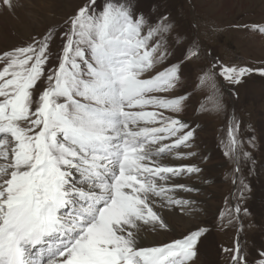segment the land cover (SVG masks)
<instances>
[{"label":"snow or ice","instance_id":"1","mask_svg":"<svg viewBox=\"0 0 264 264\" xmlns=\"http://www.w3.org/2000/svg\"><path fill=\"white\" fill-rule=\"evenodd\" d=\"M0 5L13 8L12 0ZM64 26L0 53V264H195L207 228L151 246L142 233L169 227L155 198L183 208L191 202L171 193L195 190L168 184L200 169L162 162L196 135L172 115L183 112L187 95L163 94L177 89L181 65L199 58L198 46L164 66L173 24L167 16L150 21L131 0H84ZM240 27L264 34V25ZM252 71L264 75V66L213 58L198 79L221 110L217 76L238 84ZM238 129L233 118L225 155L247 157ZM224 252L230 264H264V251L249 260L238 241Z\"/></svg>","mask_w":264,"mask_h":264},{"label":"rangeland","instance_id":"2","mask_svg":"<svg viewBox=\"0 0 264 264\" xmlns=\"http://www.w3.org/2000/svg\"><path fill=\"white\" fill-rule=\"evenodd\" d=\"M227 1L230 0H131L134 9L150 21L167 16L172 22L173 30L167 38L170 55L164 66L183 60L192 42L200 52L199 58L181 65L177 89L163 94L187 95L183 112L172 115L196 128V135L190 147L173 149L162 162L200 169L198 173L171 176L168 184H184L195 190L175 188L171 194L176 199L191 203L183 208L165 206L163 217L169 227L145 231L159 245L199 227L207 228L198 242L195 264H230L224 249L234 248L237 241L249 260L264 251V75L252 71L238 84L217 76L221 110L212 108V101L207 99L211 90L206 84L200 85L198 79L200 69L209 66L213 58L228 66H264V34L240 27L264 25V0H232L230 7ZM83 2L12 0L11 11L0 5V53L22 46L32 37L39 38L50 27H55L57 33L63 31L64 20ZM178 35L183 37L180 43L175 40ZM61 46L57 35L50 45L53 62ZM233 118L239 124L240 149L249 154L247 157L239 152L225 155ZM177 152L185 155L176 158ZM237 206L241 208L239 219Z\"/></svg>","mask_w":264,"mask_h":264},{"label":"bare ground","instance_id":"3","mask_svg":"<svg viewBox=\"0 0 264 264\" xmlns=\"http://www.w3.org/2000/svg\"><path fill=\"white\" fill-rule=\"evenodd\" d=\"M231 4H232V0H230V1H227V6H231ZM175 155V154H174ZM165 160V159H164ZM164 162V161H163ZM170 165H171V163H170ZM172 166H178V165H172ZM171 178V177H170ZM174 179V178H173ZM174 181V180H173ZM174 183H176L175 181H174ZM174 194V193H173ZM177 197V196H176ZM156 199V198H155ZM169 208V207H168ZM156 209L159 211V213L162 215V216H165V214H164V210H165V207H160V201L158 200V199H156ZM172 209V208H171ZM184 212V211H183ZM172 216V215H171ZM142 235H143V237H144V239L146 240V242H147V246H151L152 245V243L154 242L152 239H149L147 236H146V234H145V232H143L142 233Z\"/></svg>","mask_w":264,"mask_h":264}]
</instances>
